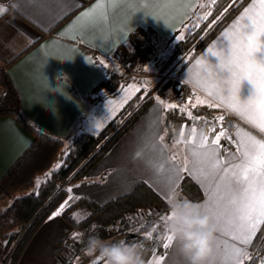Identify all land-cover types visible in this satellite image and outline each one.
<instances>
[{
  "label": "crops",
  "instance_id": "1",
  "mask_svg": "<svg viewBox=\"0 0 264 264\" xmlns=\"http://www.w3.org/2000/svg\"><path fill=\"white\" fill-rule=\"evenodd\" d=\"M202 1L0 0V8L5 9L0 12V69L6 67L20 94L24 119L37 129L65 142L71 141L80 132H98L105 125L102 119L105 112L100 116V125L97 117H89L88 112L91 108L114 99V96H106L105 87L100 84L115 71L114 66L127 70L125 65L114 58L116 49L127 44L130 34L140 28L152 30L162 38L174 35ZM253 2L254 0L246 2L214 40L178 73V80L203 100L204 103H198L199 108V104L218 105L214 108L223 113L230 112L235 117L236 128L232 134L225 132L221 121L214 127L216 132L222 129L225 132L220 142L225 145L221 149V155L226 161L223 166H227L229 160L239 162L233 158L236 153L235 145L239 141L238 132L240 135L251 132L257 138H264V134L252 128L242 116L228 107L230 96L219 78V75L226 78L228 73L219 72L218 58L209 54L210 48L227 54L229 42L225 40L223 33L232 30V26L244 14V9ZM97 5L100 7L97 8ZM93 9L95 12L92 16L83 15ZM254 56L258 62H264V43ZM196 60H202L203 63L197 66ZM254 91V86L249 81H242L238 92L241 102L248 100ZM113 109H110L113 111L110 116L119 111L117 109L115 112ZM170 109L160 99H154L112 150L89 171L86 183L70 185V196L88 197L104 204L103 200H107L109 196L113 199L124 195L143 181L168 201L170 194L174 192L181 197L186 196L180 191V184L183 177L189 176L204 193L198 202L206 204L215 181L209 185L199 175L196 171L199 165L196 164L191 149L199 143L201 130L209 135V140L216 133L209 132L212 126L201 124L204 114L195 113L193 116L196 119L188 117L189 119L178 120L169 136L164 119L166 110ZM193 125L197 128L195 143L177 144L176 141L180 139L179 130L184 129L186 141ZM229 137L234 143H229ZM33 140L32 131L23 122L13 116L0 115V176L7 172ZM160 165H163V170H159ZM184 167L188 169L186 172L181 170ZM59 212L60 215L52 214L43 223L30 240L18 264H61L57 242L73 228ZM226 221L227 217L222 223L227 227ZM156 227L160 229L161 249L150 252L141 248L144 264H156L158 257H163L160 264H186L175 246L167 249L163 247L165 240L161 221ZM263 227L264 225L257 226L248 245L232 239L233 232L230 228L224 233H217L222 250L217 264H233V261L226 258L231 255L233 245L250 254ZM77 257L78 254L72 258V264ZM262 261L264 252L256 264H262Z\"/></svg>",
  "mask_w": 264,
  "mask_h": 264
},
{
  "label": "trees",
  "instance_id": "2",
  "mask_svg": "<svg viewBox=\"0 0 264 264\" xmlns=\"http://www.w3.org/2000/svg\"><path fill=\"white\" fill-rule=\"evenodd\" d=\"M248 1L215 0L213 3V0H203L174 35L162 38L152 30L140 28L130 34L127 44L116 49L114 58L128 64L129 69L152 58L154 62L161 60L166 69L189 52L195 56L203 51ZM160 42H165L166 54L158 49ZM122 78V75L112 72L100 86L108 89L111 96L116 95L119 87L125 85ZM167 83L165 87L176 82L168 80ZM175 89L185 92L190 87L180 84ZM154 99V96H150L137 108L134 101H129L118 115L122 119L121 123L110 122L97 133L80 132L67 144L61 138L37 129L24 119L20 94L6 67L0 69V115L15 117L34 135L33 142L7 172L0 176V264H18L32 237L57 211H61L63 218L85 237L92 232V226L95 225V231L110 239L115 229L122 233L126 232L128 226L140 223L138 215L142 211L159 209L166 213L169 210L168 201L143 181L130 192L104 204L88 197L72 198L71 191H68L73 183H86L89 171L144 114ZM195 111L214 119L217 117L215 112L220 109L205 105L195 108ZM182 119L189 118L177 109L166 110L165 125L169 136L175 123ZM58 162L59 166L55 167ZM180 191L194 201H200L204 195L200 186L189 176L183 177ZM77 207L88 210L87 217L81 221L72 216ZM154 223L143 224L144 227H140L141 234ZM68 238L69 236L58 241V255L65 247V242L70 240ZM142 239L147 238L142 235L132 237L130 234L126 242L137 243ZM256 244L262 254L264 227L253 245ZM257 260L254 257L246 260L244 264H256ZM68 263L71 260L66 264Z\"/></svg>",
  "mask_w": 264,
  "mask_h": 264
},
{
  "label": "snow or ice",
  "instance_id": "3",
  "mask_svg": "<svg viewBox=\"0 0 264 264\" xmlns=\"http://www.w3.org/2000/svg\"><path fill=\"white\" fill-rule=\"evenodd\" d=\"M98 7L100 5H97ZM3 11L5 9L0 8V12ZM94 12L95 9L83 15L92 16ZM223 36L229 42L227 54H221L211 48L209 54L218 58L219 72L228 73L226 78L219 75L225 85V91L230 96L228 107L242 116L260 134H264V62H258L254 56L261 50L262 43H264L261 42L264 40V0H254L248 8L244 9V14L232 26V30L225 31ZM202 63V60H196L197 66ZM244 80L249 81L255 91L248 100L241 102L238 92ZM197 103L202 104L203 101L197 98ZM215 106L218 105L209 104V107ZM166 107L174 109L177 106L169 104ZM182 111H187V109H182ZM187 114L190 119H196L190 111H187ZM217 120L218 122L223 121L224 116H219ZM209 132L216 134L209 140V135L201 130L199 143L191 149V154L196 164L199 165L196 171L209 185L215 181V187L209 195L208 202L204 205L215 218L218 233H224L230 228L233 232L232 239L238 240L242 245H248L257 231V226L264 225V138H257V135L251 132H244L243 135L238 132L239 141L235 145L236 153L233 158L238 159L239 162L233 163L229 160L227 166H223L226 161L221 155V149L225 148V145H221L220 142L225 132L223 129L216 132L214 127L210 128ZM184 135V129L181 128L177 144L195 143L197 136L195 125L191 127V135L186 141ZM229 143H234L231 137H229ZM159 170H163V165H160ZM181 170L186 172L188 169L184 167ZM53 215H60V212ZM168 215V212L159 215V220L162 221ZM225 217H227V227L222 223ZM155 229V231L145 232V237L151 240L153 233L157 231L156 227ZM71 235L73 239H78L83 233L73 232ZM164 240L165 249L172 246L171 236L164 237ZM141 247H143L142 244ZM217 247L218 257H220L222 250L218 235ZM226 258L233 261V264H244L245 260L253 259L245 249L235 245L232 246L231 255ZM162 260L163 257H158L156 264H160ZM101 261V258L97 257L94 262L91 261V264H99Z\"/></svg>",
  "mask_w": 264,
  "mask_h": 264
},
{
  "label": "rangeland",
  "instance_id": "4",
  "mask_svg": "<svg viewBox=\"0 0 264 264\" xmlns=\"http://www.w3.org/2000/svg\"><path fill=\"white\" fill-rule=\"evenodd\" d=\"M164 44H165V42H160L158 49L163 54L164 53L166 54V50L164 49ZM193 55L194 54H191L190 52L185 54L177 62H174V64L170 65V67H166V69L164 67V63L161 62V60L158 62H154L152 58L149 59L148 61L144 62V63L135 64L134 67L130 68V69L128 68V64L121 62V61L116 59V61L125 65L127 68V70L122 69V68L117 67V66H114V68H113L116 71V72L115 71H113V72L118 73L119 75L123 76L122 82L125 85H122L119 87V92L116 95H112V96H114V99H110V100L106 101L104 103V105H99V106H96L94 108H91L88 112V113H90L89 117H94V119L97 117L96 120L99 121V125H100V122H101L100 116L103 112H105L104 113L105 116L102 118L105 125L102 128L106 127L110 122H113V121L121 123L122 119L118 115L127 106L129 101H134L135 108H137L138 106H140L145 101V99L149 98L150 96H154L155 99L156 98L160 99L166 106L169 104L176 105L177 107L174 109H177L179 111V113H184L187 117H189L187 114V111H190L192 113V115L197 113V112H195V108H199L198 103H197V98L199 97V100L203 101L202 99H200L201 97L198 95H195V92L192 89L187 90L185 92L182 90L177 91L175 89V88H179L180 84H182L178 80L179 70L183 66H184V68H186L187 65L198 54L195 56H193ZM168 80L169 81L171 80V81L176 82V83L171 85V86L169 84L165 87ZM105 93H106V96H111L108 93V89H106V88H105ZM199 106L202 107L203 105L199 104ZM110 109H113L115 112L117 111V109H119V111L116 114H113V115L111 114L112 116H110V112L111 113L113 112L112 110L110 111ZM182 109H187V111H182ZM170 110H173V108H171ZM215 113L217 114L216 118L209 119L207 117H203L201 119L202 120L201 124L206 125L205 124L206 121H208V122L214 121L216 123H220V122H218L217 118L221 115L225 116V114H226V113H223L220 111H216ZM164 121H165V119H164ZM221 123H222V121H221ZM99 131H100V128H99ZM69 142H70V140L66 141L67 144ZM66 152L67 151L65 150V153ZM100 160L98 161V163L100 162ZM59 164H60V162H58L55 167H58ZM39 181L40 180H38V182ZM69 188L71 189V186H69ZM110 200H111V197L109 196V198L107 200H103L102 203H106ZM87 215H88V210L85 208H82V207H77L72 213L73 218L78 220V221L85 219L87 217ZM67 223H68V225L72 226V224L69 223L68 221H67ZM140 225H143V224L137 223L134 226L133 225L128 226L126 228V232L124 231L122 233H120L117 229H115V233L110 239H114V240L123 239L126 241V239L128 238V236L131 233H139L140 232V227H141ZM156 225H157V223L155 222L154 224L150 225V227L147 230L142 231V236L145 237L144 233L151 231V229L154 226L156 227ZM40 228H39V230H40ZM72 228H73V230H71L72 232L70 231V233H68V235H67V236H69L68 239H70V240H67L65 242L66 243L65 247L62 249V251L59 253V255H64L65 258L67 257V259L72 260V258L74 256H76V254H78L79 259L75 260L73 262V264H91V258L84 255V253L82 251L83 245L80 242V238L73 239L72 235H71L73 232L81 233V231L78 230L77 228H75L74 226H72ZM57 245H58V242H57ZM257 245L258 244L253 245L251 250H250V256H252L253 258L254 257L259 258V256L261 255L258 251L259 246H257ZM68 264H72V263H68Z\"/></svg>",
  "mask_w": 264,
  "mask_h": 264
},
{
  "label": "clouds",
  "instance_id": "5",
  "mask_svg": "<svg viewBox=\"0 0 264 264\" xmlns=\"http://www.w3.org/2000/svg\"><path fill=\"white\" fill-rule=\"evenodd\" d=\"M169 215L161 221L164 237L171 236L172 245L186 264H217L218 224L202 202L177 193L168 198ZM155 227L151 231H155ZM84 255L102 264H144L138 243L102 237L93 228L86 237H80Z\"/></svg>",
  "mask_w": 264,
  "mask_h": 264
},
{
  "label": "built area",
  "instance_id": "6",
  "mask_svg": "<svg viewBox=\"0 0 264 264\" xmlns=\"http://www.w3.org/2000/svg\"><path fill=\"white\" fill-rule=\"evenodd\" d=\"M205 124L207 126L217 127V123L214 121H206ZM222 127L228 134H232L236 128V120L233 114L230 112L226 113L224 116V120L222 121ZM151 213V215H150ZM163 214L162 211L159 209L154 210H145L139 213L138 217L140 218V223L145 224L146 222H156L158 223L159 215ZM157 228V227H156ZM138 234V235H137ZM141 232L139 233H131L132 237H139L141 236ZM140 246L141 244L143 247L142 249H146L150 252H156L159 249H161V240H160V229L157 228V231L153 234V238L151 240L149 239H142L139 242H137ZM67 248V247H66ZM60 259L61 264H66L69 259L67 257L65 258L64 255H58Z\"/></svg>",
  "mask_w": 264,
  "mask_h": 264
},
{
  "label": "water",
  "instance_id": "7",
  "mask_svg": "<svg viewBox=\"0 0 264 264\" xmlns=\"http://www.w3.org/2000/svg\"><path fill=\"white\" fill-rule=\"evenodd\" d=\"M138 235V234H137Z\"/></svg>",
  "mask_w": 264,
  "mask_h": 264
}]
</instances>
